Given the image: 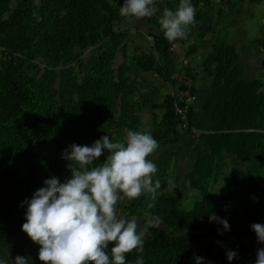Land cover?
Here are the masks:
<instances>
[{
  "label": "trees",
  "instance_id": "trees-1",
  "mask_svg": "<svg viewBox=\"0 0 264 264\" xmlns=\"http://www.w3.org/2000/svg\"><path fill=\"white\" fill-rule=\"evenodd\" d=\"M226 1L238 6L243 0ZM249 2L259 6L264 0ZM123 3L0 0V246L13 260L23 256L30 257L31 264H43L39 246L22 231L26 207L20 205L46 179L55 176L64 182L70 176L63 150L73 143L90 146L104 135L123 141L128 129L150 130L159 145L155 153L164 150L153 177L161 188L155 200L141 195L118 203V213L137 217L141 225L146 217L158 216L170 235L197 233L171 239L159 229L145 236V264H195L196 256L216 264L214 238L220 264L228 262L227 251L240 243L232 264H255L257 250L264 247L250 228L264 224V78L245 77L233 39L214 42L213 31L221 29L227 16L223 9L212 15L213 0H192L196 23L176 42L164 38L158 19L165 8L174 11L179 0H156L159 16L149 21L157 30L150 33L153 54L140 56L129 54V18L119 15ZM254 44L264 71V23ZM184 45L187 57L200 47L212 51L196 69L191 64L183 68L179 81L182 70L175 48ZM119 54L123 61L117 64ZM197 69L210 80L204 100ZM138 73L153 74L173 91L162 101L150 89L140 95ZM197 97L202 99L199 109ZM188 99L193 100L186 105ZM176 104L186 109L185 119L177 115ZM144 113L151 116L148 127ZM183 156L186 164L180 167L188 169L184 186L195 196L190 211L182 207L183 187L172 192L167 187L169 180L174 187L178 184L176 159ZM225 156L237 168L227 176L228 186L217 191ZM213 212L228 220L231 231L218 234L223 228L209 222ZM136 258L135 250L126 254L128 264H135Z\"/></svg>",
  "mask_w": 264,
  "mask_h": 264
},
{
  "label": "clouds",
  "instance_id": "clouds-1",
  "mask_svg": "<svg viewBox=\"0 0 264 264\" xmlns=\"http://www.w3.org/2000/svg\"><path fill=\"white\" fill-rule=\"evenodd\" d=\"M159 10L156 0H124L119 15L124 18H151ZM197 9L192 0H179L173 11L165 8L158 23L169 42L186 38L196 23ZM159 145L150 130H126L123 141L104 135L89 145L71 144L63 150L70 176L61 182L52 176L44 181L32 197L26 198L22 231L39 246L38 259L43 264H128L126 254L137 252L135 264H145L144 239L148 227H157L158 216L146 217L141 225L137 217L118 213V203L133 201L141 195L156 199L161 183L153 177L157 165L149 157ZM104 160L100 163L101 157ZM168 191L175 190L168 181ZM258 202V200L256 201ZM189 209L191 203L185 204ZM209 222L222 225L223 232L231 231L227 219L216 213ZM251 230L257 242L264 245V224L253 223ZM112 247L109 248V245ZM230 262L238 259V252L226 253ZM255 264H264V247L257 250ZM32 259L17 256L14 260L6 247L0 246V264H31ZM195 264H211L196 256Z\"/></svg>",
  "mask_w": 264,
  "mask_h": 264
},
{
  "label": "rangeland",
  "instance_id": "rangeland-1",
  "mask_svg": "<svg viewBox=\"0 0 264 264\" xmlns=\"http://www.w3.org/2000/svg\"><path fill=\"white\" fill-rule=\"evenodd\" d=\"M157 9L159 10L157 12L156 15H154L151 18H142V19H136V18H129L128 24L126 26V32L128 34V38H129V54L130 55H143V54H148V55H152L153 54V40L152 38H150V33L152 34H156L157 30L152 27L149 24V21L152 20L153 18H157L159 16V12H160V7L157 6ZM220 9H223L226 16H227V21L225 23V27L227 28L229 23L232 24V20L234 21V24H237L236 27L238 29L229 27L228 30H226V32L229 31V33L233 32L236 34H238L237 36H242L241 38H243V35L245 37H247L248 39L250 38H256L257 33L259 32L261 25L264 23V2L259 5V6H252L249 2V0H243L238 6H235L233 3L231 2H227L226 0H213V10H212V15L213 14H218V12L220 11ZM206 19H209L210 15L208 13V15H206ZM214 23V22H213ZM219 27H221L219 25ZM224 30L215 28L213 31V35L215 36V41L216 43H219L221 39H224L226 36V33ZM228 33V34H229ZM212 34V33H211ZM211 38V37H210ZM232 39V38H231ZM239 39V37L235 39H233V41H237ZM247 39V40H248ZM249 49L252 50H256V52H253V59L255 61H257L258 59H260V56H257V53L260 52L257 50L256 47L250 45V47H246V48H241L240 52V56L239 57H243L244 55V59L252 58V56H249L251 52H249ZM90 55V52L86 53L84 58L87 59ZM179 55H175V58L177 60H179ZM193 60L192 57L188 58L189 63H191V65H196L198 64H202L203 58H196V56H193ZM196 58V60H195ZM258 58V59H257ZM195 60V61H194ZM123 61L122 55L119 54L118 59H117V64H120ZM194 69H196V66L193 67ZM199 71V69H197V72ZM251 73H252V77H256L259 79L262 76V74L258 73L256 70L251 69ZM142 75V77H141ZM178 75V74H177ZM136 79L139 83L142 84L143 88H141V90H139L140 95L145 94V91L148 89H150L151 91L154 92L155 94V98L159 99L160 101H162L163 96H160V94L163 93H167L166 89H164V87L162 86L163 83L161 81V79H159L158 77L154 76L153 74H144V73H138L135 75ZM262 79V78H261ZM160 81V82H159ZM152 88H154L155 90H152ZM171 90V86L168 87ZM162 98V99H161ZM143 122H144V126L148 127L151 124V116L149 115V113H144L143 114ZM164 150L157 152V153H153L149 158L153 160V162L155 163L158 159L159 156L161 155V153H163ZM186 156H183L182 159L177 158L176 162L178 165V168L175 170V175L177 177V179L179 180L178 184H175V189L181 190V188L183 187L184 190H182V203H183V209L189 210L185 204L187 203H191L194 206V202H195V196L191 194V192L186 191V187L184 186V175L185 173L188 171V169L186 167L181 168L180 165L182 164H186L185 162H183L182 160H185ZM175 162V160H174ZM258 176V175H256ZM257 179V178H256ZM192 206V208H193ZM191 208V209H192ZM120 215V214H119Z\"/></svg>",
  "mask_w": 264,
  "mask_h": 264
},
{
  "label": "crops",
  "instance_id": "crops-1",
  "mask_svg": "<svg viewBox=\"0 0 264 264\" xmlns=\"http://www.w3.org/2000/svg\"><path fill=\"white\" fill-rule=\"evenodd\" d=\"M224 25L225 24L220 25L221 26L220 28L221 29H226V27ZM229 27L235 28V25L229 23V25L227 27V30H228ZM235 29H238V28H235ZM228 33H229V31L225 33L226 34L225 37H226L227 40L231 41L232 39L237 38L236 37V35H237L236 32L235 33H233V32L231 33L230 32L229 34ZM247 39H248L247 37L243 36V38L239 37V39L237 41H235V42L232 41L235 44V47H236V50H237V53H238L239 56L241 54V52H240L241 48L243 49V48H246V47H250V45L256 47L255 44H254V39L253 38H250L248 40ZM187 47H188V45H184L183 48H180L179 46H176V48H175V54L180 56L178 62H179V67L182 70L181 71L182 74L177 73L179 75L178 76L179 77V81L182 80L183 74L185 73L183 68L188 66V64H191V63H189L188 58L192 57L191 60H193V58H194L193 56H196L197 59L200 58V57L203 58V57L207 56V54H209L212 51V49L210 47H208V46L205 47V48H201L200 47V49L195 54H192L191 56L187 57V54L185 53V52H187ZM257 50H258V48H257ZM249 52H251L250 49H249ZM253 52H256V50L253 49L252 52L250 53L249 56H252V58L248 57L247 59H244V55H243V57H239L240 62L242 64V66L244 67L245 77L247 79H249V80L258 79L256 77L257 75L255 77H252L251 69L256 70L259 74L261 73L262 76H263L261 78H264V71L260 67L259 59L257 58L258 59L257 61H255L253 59ZM257 56H259V52L257 53L256 57ZM196 58H195V60H196ZM191 66H193V64ZM194 66H196V65H194ZM202 73H203V75H202ZM199 74H201V76L199 77L197 82H198V84H200V86L203 85V88L201 90V94H202V97H203L202 99L204 100L205 99V94L208 91V86L207 85L209 84L210 80H208V77H206V75L204 74V70L199 69ZM203 78H205V79L202 80ZM162 86L164 87V89H166V91L168 93L173 91L172 87H171V90L168 88V87L171 86L169 84L163 83ZM165 95H167V93L166 94L165 93L160 94V96H163V98L165 97ZM202 99H199V97H197V102L195 104L197 106V109H199V107L201 106L200 103H201ZM220 165H221V175H220V177L218 179V182H217L218 184L215 186V190H217V191L220 190L221 188L224 189V188H226L228 186L229 183L227 182V176L229 174H231V172L234 171L237 168V166H235L233 164L232 159H229L227 156L223 157V160H222ZM235 187H236V184L233 183L231 188L234 190V189H236Z\"/></svg>",
  "mask_w": 264,
  "mask_h": 264
},
{
  "label": "water",
  "instance_id": "water-1",
  "mask_svg": "<svg viewBox=\"0 0 264 264\" xmlns=\"http://www.w3.org/2000/svg\"><path fill=\"white\" fill-rule=\"evenodd\" d=\"M159 229H162L163 233L166 234L169 238L171 239H176V238H180V237H184V236H187V235H190V234H194V233H197V231H194V232H183L181 234H177V235H170L168 232H167V229H166V224L164 222H160V224L155 227V228H152L151 232L150 233H146V236L147 237H152L154 236L157 231ZM217 245H218V241L216 238H214V245H213V259H214V262L216 264H220L217 260V256H216V250H217ZM243 244L240 243L237 248L234 250L236 252H238L239 248L242 246ZM251 245V244H250ZM234 261V260H233ZM233 261L231 262V264L233 263ZM226 264H230V262L228 261Z\"/></svg>",
  "mask_w": 264,
  "mask_h": 264
},
{
  "label": "built area",
  "instance_id": "built-area-1",
  "mask_svg": "<svg viewBox=\"0 0 264 264\" xmlns=\"http://www.w3.org/2000/svg\"><path fill=\"white\" fill-rule=\"evenodd\" d=\"M193 100V99H192ZM192 100H187L185 101L186 105H189L191 103ZM180 102L182 103L183 102V99L180 98ZM176 108V113L177 115L181 116L182 119H185L186 118V114H187V111L185 108L181 107L180 104H176L175 106ZM185 121V120H183ZM186 125V123L183 125V127Z\"/></svg>",
  "mask_w": 264,
  "mask_h": 264
}]
</instances>
